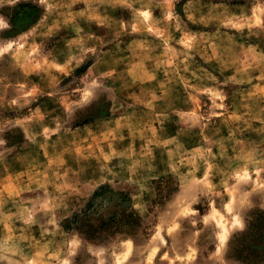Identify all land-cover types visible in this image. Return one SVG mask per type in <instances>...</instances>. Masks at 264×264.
<instances>
[{"label":"rangeland","instance_id":"374dc122","mask_svg":"<svg viewBox=\"0 0 264 264\" xmlns=\"http://www.w3.org/2000/svg\"><path fill=\"white\" fill-rule=\"evenodd\" d=\"M0 17V264H242L230 246L264 210V0ZM123 199L132 234L75 229Z\"/></svg>","mask_w":264,"mask_h":264},{"label":"trees","instance_id":"16d2710c","mask_svg":"<svg viewBox=\"0 0 264 264\" xmlns=\"http://www.w3.org/2000/svg\"><path fill=\"white\" fill-rule=\"evenodd\" d=\"M108 187H100L93 194V198L106 192ZM93 200V199H92ZM120 210L110 213L105 217L98 215L97 209H91L93 203L90 202L88 210L81 217L75 215L74 223L80 222L75 229L86 239H92L100 233L130 235L133 229L137 228L139 218L133 212H128L129 207L123 199ZM97 214L94 219L90 218L91 211ZM72 221L68 222L67 228H71ZM236 246H230L228 258L242 264H259L264 262V210L256 211L247 220L246 229L238 235ZM233 243V242H232Z\"/></svg>","mask_w":264,"mask_h":264},{"label":"clouds","instance_id":"9594fccd","mask_svg":"<svg viewBox=\"0 0 264 264\" xmlns=\"http://www.w3.org/2000/svg\"><path fill=\"white\" fill-rule=\"evenodd\" d=\"M15 2H19V0H13V3ZM9 26L10 25L7 24V21H5L3 17H0V27H9Z\"/></svg>","mask_w":264,"mask_h":264},{"label":"bare ground","instance_id":"6f19581e","mask_svg":"<svg viewBox=\"0 0 264 264\" xmlns=\"http://www.w3.org/2000/svg\"><path fill=\"white\" fill-rule=\"evenodd\" d=\"M223 240L225 239V237L222 238Z\"/></svg>","mask_w":264,"mask_h":264}]
</instances>
